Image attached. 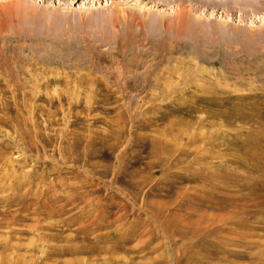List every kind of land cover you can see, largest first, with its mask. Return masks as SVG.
I'll return each mask as SVG.
<instances>
[{"label": "rangeland", "instance_id": "1", "mask_svg": "<svg viewBox=\"0 0 264 264\" xmlns=\"http://www.w3.org/2000/svg\"><path fill=\"white\" fill-rule=\"evenodd\" d=\"M203 1L0 0V264H264V0Z\"/></svg>", "mask_w": 264, "mask_h": 264}, {"label": "bare ground", "instance_id": "2", "mask_svg": "<svg viewBox=\"0 0 264 264\" xmlns=\"http://www.w3.org/2000/svg\"><path fill=\"white\" fill-rule=\"evenodd\" d=\"M178 1V0H177ZM225 1V0H224ZM205 2H207V0H205V1H203V4H205ZM211 7V6H210ZM194 8V7H193ZM209 10V9H208ZM203 11V10H202ZM213 11H215V10H212V13H213ZM211 14V13H210ZM180 17H181V15H180Z\"/></svg>", "mask_w": 264, "mask_h": 264}]
</instances>
